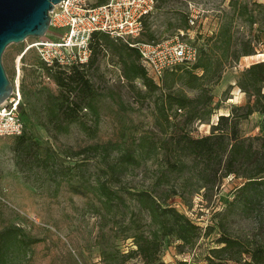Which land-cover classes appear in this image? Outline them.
<instances>
[{
    "label": "trees",
    "instance_id": "trees-1",
    "mask_svg": "<svg viewBox=\"0 0 264 264\" xmlns=\"http://www.w3.org/2000/svg\"><path fill=\"white\" fill-rule=\"evenodd\" d=\"M170 1L156 0L154 12L160 3L168 6ZM251 1L228 0L229 9L220 10L224 24L206 37V48L196 61L166 70L159 84L147 76L136 48L104 33L92 35L90 56L85 64L63 69L40 62L57 87L56 94L46 96L44 102V128L50 138L67 133L73 123L84 127L87 116L94 117L96 122L94 102L104 90L102 64L107 56L119 59L120 78L128 85L139 80L146 90L140 92L139 98L160 90L151 106L154 123L165 125L160 145L152 144L146 150L144 142L148 137L139 136L138 144L133 146L118 142L111 148L102 147L98 160L103 165L100 168L103 180H98L96 188L98 201L106 212L116 207L121 216H128L132 225L131 234L124 239H131L134 249L119 254L120 261L110 264H164L159 256L164 238L173 240L178 254H185L193 250L201 237H208L214 231L217 235L214 246L200 264H264V133L246 135L241 131V123L252 114L264 115V61L245 67L235 84H229L222 92L219 103L213 104L212 95V88L226 68L237 64L241 56L255 54L253 49L245 47L247 42L235 38L231 31L233 23L240 20L249 27L257 23L259 30L264 31V3ZM103 2L97 0L98 4ZM251 5L258 8L257 17ZM152 15L144 18L143 31L133 39L128 38V43L143 42L140 37L147 32ZM183 22L186 30L187 21L183 19ZM151 41L154 40L146 42ZM166 73L184 81L181 90H163ZM234 86L244 94L245 102L230 104L226 113H217L222 103L231 98L229 93ZM21 115L23 119L22 111ZM213 115L215 121H211ZM176 117L179 121L172 126L170 118ZM200 124L209 126L208 133L193 137L192 131ZM13 151L16 159L23 157L56 185L73 177V166H61L63 160L51 144L37 141L25 130V124L23 133L14 139ZM225 178L235 183L231 198L220 210L212 209L211 225L203 233L169 203L171 197H178L191 210L193 197L199 195L201 206L212 208ZM3 234L11 240L18 236L13 230Z\"/></svg>",
    "mask_w": 264,
    "mask_h": 264
},
{
    "label": "rangeland",
    "instance_id": "rangeland-1",
    "mask_svg": "<svg viewBox=\"0 0 264 264\" xmlns=\"http://www.w3.org/2000/svg\"><path fill=\"white\" fill-rule=\"evenodd\" d=\"M251 2L263 4L264 0ZM250 8L257 17L258 8L254 5ZM228 9V0H171L168 6L160 3L140 41L164 42L177 37L195 46L200 55L206 48V37L217 32L224 24L220 10ZM190 15L195 18L193 25L188 22ZM183 19L187 21L186 30L183 29ZM178 29H181V33ZM231 31L235 38L248 43L245 47L261 55L250 60L241 56L237 64L226 68L219 83L212 88L213 104L220 102L222 92L229 84H235L245 67L264 61V31L259 30L257 23L249 27L242 20L235 21ZM59 34L60 31L48 29L45 38L53 40ZM35 39L30 37L21 43L7 45L1 54V63L9 80L19 83L20 110L24 114L25 130L37 141H48L63 160L61 166H73V177L56 185L23 157L16 159L13 151L15 138L0 137V264L118 263L119 254L134 249L131 239H124L131 234L132 225L128 216H121L116 207L106 212L98 201L96 188L98 180H103L100 170L103 165L98 160L103 153L102 147L111 148L118 142L133 146L138 144L136 139L139 136L148 137L144 142L146 150L152 144L160 145L165 125L163 122V125L154 123L151 108L160 90L139 98L140 92L146 91L139 80L128 85L120 78L119 59L107 56L102 64L104 90L94 102L96 122L93 121L94 117L87 116L84 127L73 123L69 125L67 133L50 138L44 128V102L46 96L56 94L57 87L41 66L35 50L28 49L24 53ZM196 72L199 74V71ZM164 81L163 90L171 92L181 90L184 82L170 73L164 75ZM262 92L264 95V86ZM229 96L231 98L222 103L217 113H226L230 104L245 102L244 94L236 86ZM215 117L213 115L211 121H215ZM170 121L175 126L179 117L170 118ZM208 130V125L200 124L191 134L198 137L206 135ZM241 131L246 135L264 133V115L252 114L241 123ZM95 146L101 148L95 150ZM234 186L231 178H225L214 197L213 207L209 209L201 206L199 195L193 197L191 210L178 197H171L169 203L199 226L203 233L205 227L211 225L212 213L220 210L225 201L231 198ZM8 230L17 232L15 240L6 239L3 233ZM216 236L214 231L208 237H201L193 250L185 254H178L173 240L164 238L159 256L164 264L182 261L200 264L204 262L208 249L214 246Z\"/></svg>",
    "mask_w": 264,
    "mask_h": 264
},
{
    "label": "built area",
    "instance_id": "built-area-1",
    "mask_svg": "<svg viewBox=\"0 0 264 264\" xmlns=\"http://www.w3.org/2000/svg\"><path fill=\"white\" fill-rule=\"evenodd\" d=\"M156 0H62L49 11V28L60 31L53 40L35 39L24 50H35L46 66L68 69L85 64L90 56L89 42L94 33H104L114 40L137 49L147 76L159 84L162 74L178 65H192L197 59L195 46L177 37L164 42L128 43L143 31V20L154 12ZM195 18L188 19L190 25ZM23 54L20 55V57ZM19 73L18 67L16 68ZM11 95L0 103V137H18L24 131L19 83H12Z\"/></svg>",
    "mask_w": 264,
    "mask_h": 264
},
{
    "label": "water",
    "instance_id": "water-1",
    "mask_svg": "<svg viewBox=\"0 0 264 264\" xmlns=\"http://www.w3.org/2000/svg\"><path fill=\"white\" fill-rule=\"evenodd\" d=\"M62 0H0V103L12 92V82L1 63V54L12 43L42 38L49 28V11Z\"/></svg>",
    "mask_w": 264,
    "mask_h": 264
},
{
    "label": "bare ground",
    "instance_id": "bare-ground-1",
    "mask_svg": "<svg viewBox=\"0 0 264 264\" xmlns=\"http://www.w3.org/2000/svg\"><path fill=\"white\" fill-rule=\"evenodd\" d=\"M260 55L261 54H254V55H249V56H246V57H244L245 59H248V60H250V59H256V58H259L260 57ZM215 119H216V117H215Z\"/></svg>",
    "mask_w": 264,
    "mask_h": 264
},
{
    "label": "crops",
    "instance_id": "crops-1",
    "mask_svg": "<svg viewBox=\"0 0 264 264\" xmlns=\"http://www.w3.org/2000/svg\"><path fill=\"white\" fill-rule=\"evenodd\" d=\"M191 17H193V15H190ZM179 33H181V29H178Z\"/></svg>",
    "mask_w": 264,
    "mask_h": 264
}]
</instances>
